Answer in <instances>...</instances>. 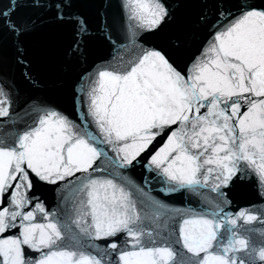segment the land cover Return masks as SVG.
<instances>
[{"label":"snow or ice","instance_id":"1","mask_svg":"<svg viewBox=\"0 0 264 264\" xmlns=\"http://www.w3.org/2000/svg\"><path fill=\"white\" fill-rule=\"evenodd\" d=\"M0 264H264V0H0Z\"/></svg>","mask_w":264,"mask_h":264},{"label":"water","instance_id":"2","mask_svg":"<svg viewBox=\"0 0 264 264\" xmlns=\"http://www.w3.org/2000/svg\"><path fill=\"white\" fill-rule=\"evenodd\" d=\"M49 38L50 39H57V36L54 32L52 33H49ZM37 42H39V38H37ZM251 194L249 193L247 196H245L240 202L243 203V200H246V199H251Z\"/></svg>","mask_w":264,"mask_h":264}]
</instances>
